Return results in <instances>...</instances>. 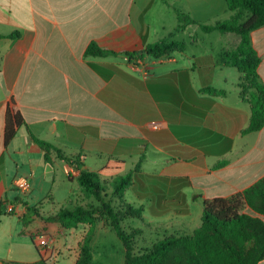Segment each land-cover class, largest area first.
<instances>
[{
    "label": "crops",
    "instance_id": "1",
    "mask_svg": "<svg viewBox=\"0 0 264 264\" xmlns=\"http://www.w3.org/2000/svg\"><path fill=\"white\" fill-rule=\"evenodd\" d=\"M176 10L193 20L178 33ZM232 16L226 0H0V264L42 258L48 264H76L86 227L65 229L36 215L31 219L27 209L49 215L71 202H94L84 198L77 181L81 171L54 154V167L46 165L29 130L66 154L80 156L82 169L102 181L112 182L140 164L143 183L126 192L143 208L149 199L151 209L162 211L155 216L171 213L180 227L186 226L181 217L190 215L191 205L230 197L264 177V128L243 133L252 104L242 95V74L221 63L240 37L202 28ZM171 35L187 46L164 60L146 57L134 65L123 53L85 55L92 42L107 50L139 51ZM251 36L264 84V27ZM209 88L226 93L213 95ZM12 104L28 128H18L5 145ZM58 169L67 188L58 186ZM21 176L31 184L25 196L16 187ZM9 204L13 213L6 211ZM48 206L56 207L48 211ZM40 234L53 241L41 254ZM91 250L90 264H99L97 252L108 262L116 252L125 264L124 245L104 221L97 223Z\"/></svg>",
    "mask_w": 264,
    "mask_h": 264
},
{
    "label": "trees",
    "instance_id": "2",
    "mask_svg": "<svg viewBox=\"0 0 264 264\" xmlns=\"http://www.w3.org/2000/svg\"><path fill=\"white\" fill-rule=\"evenodd\" d=\"M232 18L212 26H203L205 32L218 31L223 34H236L240 37L239 45L223 55L222 65L235 67L241 74L240 87L244 97L249 96L252 104L250 125L244 134L254 133L264 128V84L259 74L262 62L252 43V32L264 27V0H226ZM178 26L175 33L185 30L193 22L188 15L176 10ZM169 38L147 45L143 50L118 52L107 50L97 42H92L86 49V57H111L125 54L130 63L138 65L146 57L152 60L171 58L176 52H183L185 42ZM96 71L98 69L92 66ZM211 94L225 95V91L209 88ZM27 126L20 110L12 104L6 113L4 143L16 136L18 128ZM29 130V129H28ZM32 140L44 151L45 164L54 167L56 159L80 170L77 181L84 193L85 200L94 202L83 204L71 202L54 214H40L39 208H28L27 213H34L47 223H58L65 229L86 227L78 249L76 264H90L93 261L91 243L97 223L110 224L125 248V264H260L264 260V177L243 192L226 198L204 200L201 225L190 235L165 236L149 248L137 252V238L142 230L126 227L128 221L143 219L141 208H134L125 198L126 190L143 181L138 177L141 165L125 176L114 181H102L97 173L82 169L85 166L80 156L66 154L61 148L34 136ZM161 180H165L161 178ZM5 204L2 203V208ZM250 209L254 214L246 213ZM29 217H24L28 224ZM38 252L41 250L38 245ZM41 256V255H40ZM22 264V263H12ZM48 264L43 258L37 263Z\"/></svg>",
    "mask_w": 264,
    "mask_h": 264
},
{
    "label": "rangeland",
    "instance_id": "3",
    "mask_svg": "<svg viewBox=\"0 0 264 264\" xmlns=\"http://www.w3.org/2000/svg\"><path fill=\"white\" fill-rule=\"evenodd\" d=\"M224 18V17H223ZM220 18V19H223ZM216 36H220L219 32L214 33ZM214 41H217V39H212ZM57 182L59 187H66L68 186V181L65 175L63 174L61 169H58L57 171ZM128 174V173H127ZM125 176V175H124ZM151 195H154L151 194ZM158 194L154 195L153 197H157ZM126 200L134 207V208H141L143 210L142 216L143 219H136L128 222L126 224V227L132 226L134 228H139L143 231V234L137 238V252L142 251L143 249L149 248L152 244L156 243L157 241L162 240L165 236H171L175 234H183L188 233L189 231H192L194 225H200L201 224V216L203 207L201 204H193L190 206V215L187 217H181L186 219V226L180 227L177 224H173V218L171 213H165L162 216H155L156 213L159 212V209H151L149 206L151 205V201L148 199L146 202H143L144 208L141 207L139 204V200L133 195L131 191L126 192ZM49 210L54 209L55 207L48 206ZM59 209V208H57ZM170 211V210H166ZM156 212V213H155ZM164 212V211H163ZM31 219L34 217L35 214L32 213L30 215ZM37 217V216H36ZM36 225H41L40 222H38ZM79 252V249H78ZM79 254V253H78ZM114 260L108 262V257L104 256L100 252H97L96 260H98L99 264H122L121 256H116V252H114ZM64 264H72L70 261H66Z\"/></svg>",
    "mask_w": 264,
    "mask_h": 264
},
{
    "label": "built area",
    "instance_id": "4",
    "mask_svg": "<svg viewBox=\"0 0 264 264\" xmlns=\"http://www.w3.org/2000/svg\"><path fill=\"white\" fill-rule=\"evenodd\" d=\"M16 187L21 195L25 196L26 194H28L31 190L29 177L21 176L17 178ZM5 208L7 213H13L15 211L13 205L11 204L6 205ZM37 239H38V247L42 252L46 251L52 246L53 243L52 238L47 234H40L37 236Z\"/></svg>",
    "mask_w": 264,
    "mask_h": 264
}]
</instances>
